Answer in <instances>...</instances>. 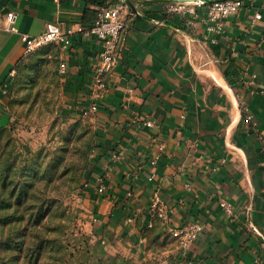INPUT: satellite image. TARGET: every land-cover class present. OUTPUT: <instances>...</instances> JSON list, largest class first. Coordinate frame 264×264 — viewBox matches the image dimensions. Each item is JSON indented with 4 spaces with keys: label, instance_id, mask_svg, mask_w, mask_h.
Listing matches in <instances>:
<instances>
[{
    "label": "crops",
    "instance_id": "crops-1",
    "mask_svg": "<svg viewBox=\"0 0 264 264\" xmlns=\"http://www.w3.org/2000/svg\"><path fill=\"white\" fill-rule=\"evenodd\" d=\"M181 1L135 0L138 15L127 17L118 63L95 118L86 120L95 146L86 191L94 231L109 252L156 264H264V0L223 19L220 32L208 31L206 6L196 15L168 11ZM84 9L80 0H0L1 14L18 15L17 32L0 22V99L26 58L21 34L37 36L55 22L70 41L61 56L65 107L79 114L90 103L101 44ZM5 119L0 107V125ZM154 194L171 226L201 225L185 254L149 214ZM220 199L232 203V215ZM152 225L169 240L155 252L143 237Z\"/></svg>",
    "mask_w": 264,
    "mask_h": 264
},
{
    "label": "rangeland",
    "instance_id": "rangeland-1",
    "mask_svg": "<svg viewBox=\"0 0 264 264\" xmlns=\"http://www.w3.org/2000/svg\"><path fill=\"white\" fill-rule=\"evenodd\" d=\"M59 62L58 47L43 46L26 56L1 89L6 119L0 125V258L15 254L13 264H32L28 257L42 242L37 264H111L107 256L123 257L126 264H156L109 252L95 234L86 200L93 131L65 107ZM15 182L23 189L14 205ZM154 235L149 234L147 249L168 246L166 237ZM7 240H20L22 249L7 248Z\"/></svg>",
    "mask_w": 264,
    "mask_h": 264
},
{
    "label": "built area",
    "instance_id": "built-area-1",
    "mask_svg": "<svg viewBox=\"0 0 264 264\" xmlns=\"http://www.w3.org/2000/svg\"><path fill=\"white\" fill-rule=\"evenodd\" d=\"M253 3V0H216L210 3L205 0H186L176 3H171L168 6V11L175 13H187L196 15V7L206 6L205 19L208 25V31L220 32L222 28L223 19L232 16L245 4ZM130 11L127 5L123 2H116L107 7H100L97 9V16L95 21L89 28L91 34L95 35L101 44V50L98 53V60L94 68V74L90 81L89 96L90 103L82 107L79 111V117L85 121L87 119L95 118L98 111V100L103 97L107 90V77L115 69L119 60V43L121 33L126 27L127 17ZM17 13L13 10H8L0 13V22H4V29L10 32H17L16 25ZM255 19L261 18L260 13H256ZM21 40L24 44V55L27 56L33 51L49 45L54 44L58 47L60 57L66 52L70 44L68 34L61 30L58 23L49 22L45 25L43 32L37 36H30L28 34H21ZM15 73L12 70L9 74L11 77ZM58 73L60 77L66 74V63L64 58H60ZM1 107V101H0ZM252 116L246 115L244 122L251 123ZM146 126L152 127L153 122L148 120L145 122ZM94 154V151L92 155ZM156 158L150 160L153 165ZM99 186L98 192L103 193L105 186L103 178H98ZM88 183L86 184V186ZM219 205L227 215H232L233 205L227 200L220 199ZM149 214L159 220L163 225L168 227L170 236L177 241V247L180 254H185L190 246L197 240L199 232L202 230L201 225L196 221H191L188 224L180 227L171 226V218L169 215V208L164 200L158 194H154L148 205ZM133 217L129 216L127 222ZM104 243V240H101Z\"/></svg>",
    "mask_w": 264,
    "mask_h": 264
},
{
    "label": "trees",
    "instance_id": "trees-1",
    "mask_svg": "<svg viewBox=\"0 0 264 264\" xmlns=\"http://www.w3.org/2000/svg\"><path fill=\"white\" fill-rule=\"evenodd\" d=\"M64 1V0H61ZM84 3L85 5V9H84V15H83V19H89L90 21H92V23L95 21L96 16H97V9L100 7H107L112 5L115 0H80ZM92 7V8H91ZM23 62V61H22ZM21 62V63H22ZM21 63L19 65L16 66V70L17 68H19V66H21ZM94 141V139H93ZM92 145L94 146V143L92 142ZM95 147V146H94ZM15 185L17 186V190L15 192V197H14V205L19 202L21 200V191H22V182H15ZM1 206V204H0ZM15 206H14V211H15ZM6 211V210H5ZM14 211L12 214H10L9 217V221L13 218L14 216ZM9 215V214H7ZM8 217V216H6ZM18 218L21 216H17ZM8 221V223H9ZM37 221V219H36ZM154 225H152L147 231L150 232H145V234L143 235V237H147L149 238V233H155L154 237H160V235L164 234L165 232H163V229L159 226L158 231L154 230ZM162 233V234H161ZM152 239V241H155V239L157 238H153V236H150ZM6 245L7 248L12 249V247H15V249L20 250L22 249V242L20 240L16 241V242H12V240H7L6 241ZM43 246H42V242H40L39 244H37L35 250H34V255L31 253L28 257V262H32V264H37L41 258V252H42ZM106 249V248H105ZM100 252L105 254L106 252H104V249L99 248ZM110 260L111 264H126V261L124 260V258L119 257V256H114V257H109L107 256ZM14 258H15V254H11L10 256H8V258L6 260H2L0 258V264H13L14 263ZM26 264V263H23Z\"/></svg>",
    "mask_w": 264,
    "mask_h": 264
},
{
    "label": "water",
    "instance_id": "water-1",
    "mask_svg": "<svg viewBox=\"0 0 264 264\" xmlns=\"http://www.w3.org/2000/svg\"><path fill=\"white\" fill-rule=\"evenodd\" d=\"M128 7L129 9L136 15H138V11L135 8V5L133 3V0H122ZM146 1H164V2H175L177 0H146ZM216 0H205V2L210 3Z\"/></svg>",
    "mask_w": 264,
    "mask_h": 264
}]
</instances>
